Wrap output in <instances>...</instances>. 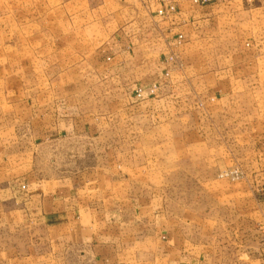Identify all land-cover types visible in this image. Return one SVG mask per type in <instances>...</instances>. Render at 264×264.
Masks as SVG:
<instances>
[{
    "label": "crops",
    "instance_id": "0c3cea01",
    "mask_svg": "<svg viewBox=\"0 0 264 264\" xmlns=\"http://www.w3.org/2000/svg\"><path fill=\"white\" fill-rule=\"evenodd\" d=\"M0 10V264H264V0Z\"/></svg>",
    "mask_w": 264,
    "mask_h": 264
},
{
    "label": "rangeland",
    "instance_id": "374dc122",
    "mask_svg": "<svg viewBox=\"0 0 264 264\" xmlns=\"http://www.w3.org/2000/svg\"><path fill=\"white\" fill-rule=\"evenodd\" d=\"M6 12V11H5ZM47 11H44V10H42L41 11V16H42V19L44 18V15H45V13H46ZM1 10H0V17H1ZM8 45L9 46V49H10V53L5 57V58H1L0 57V66L1 65H5V64H8V63H11L12 61H17L16 59V52H17V44H19V45H21V51L24 49V48H26L27 50H30V51H27L26 53H32V47H33V45H34V43L33 42H29V43H17L16 41H11V42H1L0 41V47L2 46V45ZM36 45H38V46H40L39 45V43H36ZM24 58H27V56H25L24 55ZM26 76V75H25ZM26 78V80L27 81H32V80H34L31 76H30V78L29 79H27V77H25ZM142 95H143V92L141 91V90H139L138 92H137V96L138 97H142ZM233 169H239L242 173H243V178L241 179V180H239V181H231V180H227V179H221L220 178V175L221 174H223V173H225V172H227V171H229V170H227V171H224V172H222L220 175H219V179L221 180V181H227V182H230L231 184H237V183H241L244 179H245V173H244V171L242 170V169H240V168H233ZM233 169H230V170H233ZM176 186L175 187H172V192H174V193H176ZM186 189H188L189 191H191V189H192V187L191 186H186L185 187ZM250 252H253V257L252 258H260V255H263L264 253L262 252V250L259 248V249H257V250H252V251H250Z\"/></svg>",
    "mask_w": 264,
    "mask_h": 264
},
{
    "label": "built area",
    "instance_id": "2783aa9c",
    "mask_svg": "<svg viewBox=\"0 0 264 264\" xmlns=\"http://www.w3.org/2000/svg\"><path fill=\"white\" fill-rule=\"evenodd\" d=\"M204 3L209 2V0H203ZM221 179H227L231 181H239L243 178V173L239 169H233L229 170L223 174L220 175ZM23 190H26V187L22 188Z\"/></svg>",
    "mask_w": 264,
    "mask_h": 264
}]
</instances>
